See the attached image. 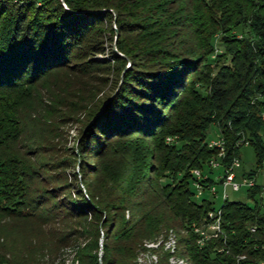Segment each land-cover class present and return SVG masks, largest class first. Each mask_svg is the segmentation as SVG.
Masks as SVG:
<instances>
[{"label":"trees","instance_id":"1","mask_svg":"<svg viewBox=\"0 0 264 264\" xmlns=\"http://www.w3.org/2000/svg\"><path fill=\"white\" fill-rule=\"evenodd\" d=\"M244 142L255 178L264 0H0V264H138L171 233L189 264H264L259 203L210 192ZM218 209L225 236L201 246L191 225Z\"/></svg>","mask_w":264,"mask_h":264},{"label":"rangeland","instance_id":"2","mask_svg":"<svg viewBox=\"0 0 264 264\" xmlns=\"http://www.w3.org/2000/svg\"><path fill=\"white\" fill-rule=\"evenodd\" d=\"M113 12V11H112ZM114 13V12H113ZM115 15V13H114ZM116 18V17H115ZM116 19L112 21L111 25L113 28H116ZM109 33V32H108ZM238 35H241L240 32H237ZM111 36V33L110 35ZM117 36H115L116 42ZM115 47V44H114ZM216 47L221 48L219 42H216ZM77 118V117H76ZM78 120V121H77ZM80 119H76L75 122H72L70 125L63 128L67 133L64 134L65 138H68L67 146H76V140L79 138L82 123L79 121ZM168 139V138H167ZM223 139L220 130L217 126H212L211 130L208 134L207 141L209 143L214 141H221ZM176 141V137H174V142ZM240 167L236 170L238 179L248 178L246 177L249 172H252L256 169V156L254 154L253 149L246 142L241 143V148L239 151ZM217 173V179L219 178V168L214 169ZM264 168L258 171L256 177L254 178L256 184L259 186H264ZM248 187H243L240 191L235 192L232 188H227V194L230 200L239 201L246 203L250 206H255L256 203H259L260 208L264 211V189L262 194L258 195L255 200L248 197ZM218 197L215 198L216 207H220L223 202V191L224 188L221 185H217ZM210 196V194H207ZM216 214V213H214ZM214 215L210 216L209 222H201V223H193L191 226L194 231L197 233L199 240L198 244L201 246L206 245V243L210 240L217 239L220 236H225V231L222 229V221H216ZM186 234V233H182ZM179 235L176 236L175 233L169 234L167 240H161L157 244H149L147 245V250L139 255L138 264H189L187 260L182 259L180 255V249L178 247L177 241H179ZM100 248L103 246V239L101 238ZM102 255V251L100 250V256ZM62 259L65 260V264H77L75 260V253L73 251H66L64 257ZM56 264H61V261H58Z\"/></svg>","mask_w":264,"mask_h":264},{"label":"built area","instance_id":"3","mask_svg":"<svg viewBox=\"0 0 264 264\" xmlns=\"http://www.w3.org/2000/svg\"><path fill=\"white\" fill-rule=\"evenodd\" d=\"M168 143H173L174 142V137H168L167 139ZM247 144H249L248 142H246ZM209 146L212 148H216L218 150V157L214 158L210 161L209 165L211 168L213 169H217L219 167H221V159H223L226 156V149H225V141L221 140V141H214L209 143ZM240 167V160L239 159H235L233 164L231 165L230 168L227 169V171L225 172V176H223L222 179V183L219 184L224 188L222 197L223 200L228 198V194H227V188L230 187L232 188L233 191L238 192L240 191L243 187H254L256 186V181L254 178H244L239 180L238 179V175L236 170ZM198 178L202 177V173L199 170H195L193 172ZM264 175V172H263ZM199 194L203 193V187L197 185ZM210 192L211 194L217 198L218 197V191H217V185H213L210 188ZM216 213V214H214ZM221 214L222 211L221 209H218L215 212L210 213V216L214 215V218L216 221H222L221 219Z\"/></svg>","mask_w":264,"mask_h":264},{"label":"water","instance_id":"4","mask_svg":"<svg viewBox=\"0 0 264 264\" xmlns=\"http://www.w3.org/2000/svg\"><path fill=\"white\" fill-rule=\"evenodd\" d=\"M107 10L105 9V10H102V12H106ZM101 257V259H102V255L100 256Z\"/></svg>","mask_w":264,"mask_h":264}]
</instances>
